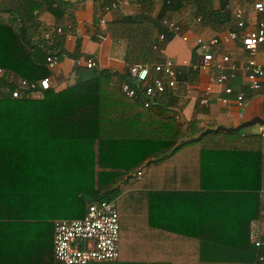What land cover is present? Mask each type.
<instances>
[{
	"label": "crops",
	"instance_id": "1",
	"mask_svg": "<svg viewBox=\"0 0 264 264\" xmlns=\"http://www.w3.org/2000/svg\"><path fill=\"white\" fill-rule=\"evenodd\" d=\"M60 1L67 3L62 49L68 56L61 55L57 67L48 70L47 78L55 93L75 83V70L86 69V57L97 62L95 70L116 75L112 79L114 85L119 75L124 77L128 67L124 60L125 43L113 41L99 21L103 18L109 23L125 16L141 15L157 17L160 23L163 19L174 20L180 26L178 34L167 32L171 34L169 40L157 51L159 62L169 59L174 63L176 88L168 89L154 103L150 108L152 113L162 118L173 117L182 124L186 139L191 142H197L196 138L207 130L236 128L253 118H264V80L260 91L248 89L241 70L247 55L239 42L221 43L215 49L214 59L228 55L236 66L229 83L235 91L244 92L241 105H237L235 95H224L215 83L214 70L191 72L183 63L200 61L198 38L223 36L235 29L236 9H242L244 18L249 19L246 29H254L256 20L262 18L251 10L254 0L250 8L246 0H117L118 8L105 15L103 7L111 0ZM220 9L226 10L225 24L194 21L196 17L202 18L205 11ZM39 21L45 28L55 26L49 12ZM256 60L263 64V55L259 54ZM208 87L211 89L208 103L200 105L199 100ZM127 99L137 108L145 109L140 102ZM223 99L228 101L224 103ZM260 129L253 125L234 133L239 138L235 147L239 156L229 148L215 147L210 159L202 161L200 145L180 148L175 157L155 168L161 174L147 181L146 188L139 184L136 189L144 193L122 195L124 201L121 198L116 208L126 210L128 217L120 212L124 221L119 225L118 258L104 264H229L226 261L232 252L229 254L227 250L236 248L244 254L255 248L250 241L252 223H258L264 240V137L258 141L250 137L258 136ZM10 173H3L0 183L11 189L10 185H15L18 179L14 170ZM155 187L165 193H151L157 190ZM35 193L27 201H20L21 198L16 199L8 192L0 193V264H58L53 254L55 221L84 218L88 205L99 196L97 190L81 189L78 196L84 206L82 217L61 218L64 214L73 216L74 211L57 208L61 197L52 185L45 184ZM43 206L49 208L44 210Z\"/></svg>",
	"mask_w": 264,
	"mask_h": 264
},
{
	"label": "trees",
	"instance_id": "2",
	"mask_svg": "<svg viewBox=\"0 0 264 264\" xmlns=\"http://www.w3.org/2000/svg\"><path fill=\"white\" fill-rule=\"evenodd\" d=\"M65 5L60 0H0V68L14 73L17 80L49 77L46 57L68 56L62 49ZM46 12L55 19L52 29L39 21ZM201 16L216 25L228 21L224 9L208 10ZM103 26L113 41L125 43L127 66L159 62L153 50L156 36L164 33L165 42L171 36L157 17L125 16ZM59 28L61 34L56 32ZM44 33L49 39H44ZM75 72L73 85L57 93L50 88L42 100L14 99L15 85L0 83V176L14 170L18 179L11 189L0 183L1 194L8 192L27 201L41 186L50 184L61 197L57 208L74 211L73 216L61 218H80L84 208L78 196L81 189L97 190V201H114L119 206L122 195L144 193L136 189L139 184L146 188L147 181L161 174L155 168L187 145L201 146L202 161L210 159L215 147L229 148L239 156L235 148L238 134L208 133L197 142L187 141L182 124L173 117L162 118L150 108H137L119 89L123 82L132 83L128 72L119 75L115 85L116 75L106 71L76 68ZM260 137L250 138L258 141ZM156 189L151 193H165ZM116 209L121 227V213L128 217V212ZM226 252H232L226 263L261 264L257 248L244 254L236 248Z\"/></svg>",
	"mask_w": 264,
	"mask_h": 264
},
{
	"label": "built area",
	"instance_id": "3",
	"mask_svg": "<svg viewBox=\"0 0 264 264\" xmlns=\"http://www.w3.org/2000/svg\"><path fill=\"white\" fill-rule=\"evenodd\" d=\"M117 0H111L103 7V14H109L118 8ZM251 10L253 14L262 16L256 20L255 27L247 30L246 25L249 19L244 18L242 9H236L233 13L235 29L225 33L223 36H214L209 39L198 38L196 43L200 51V61L197 64L183 63L188 66L191 72H216L215 83L220 86L221 91L226 96L235 95L237 105H241L244 99V92L235 91L229 83L234 78L236 66L232 63L228 55H222L219 60H215V49L221 43L239 42L243 52L247 55V60L241 67L245 73L247 87L250 91H260L264 80V63L257 62L259 54L264 58V0H254ZM197 24L202 22L201 17H196ZM104 25L105 20L99 21ZM161 26L169 33L178 34L179 24L170 19H163ZM71 30V26H68ZM61 34L62 30H56ZM44 39H49V34L44 33ZM186 41V37L183 38ZM165 42L164 33L156 36L153 50L159 51ZM59 63V57L49 55L46 57L47 69L53 71ZM76 62L74 61V65ZM86 69H97L98 64L92 58L84 60ZM130 82H123L119 85L122 95L129 99H134L141 103L143 108L149 109L154 103L163 97L166 91L176 88V71L174 63L166 59L163 62H156L151 65L136 64L127 67ZM15 85V90L11 92L14 99L42 100L44 92L51 88L49 78L37 81L17 80L16 75L8 70L0 68V83ZM211 89L204 90L203 97L199 104L206 106ZM2 97L0 95V102ZM223 99L222 102H227ZM259 135L264 137L262 128ZM138 176L141 173L138 172ZM119 221L117 209L114 201H95L88 205L87 212L82 219L59 220L54 223L53 234V254L58 264H94L111 263L118 258L119 248ZM261 228L258 223H252L250 230V241L260 253L258 262L264 264V240L262 239Z\"/></svg>",
	"mask_w": 264,
	"mask_h": 264
},
{
	"label": "water",
	"instance_id": "4",
	"mask_svg": "<svg viewBox=\"0 0 264 264\" xmlns=\"http://www.w3.org/2000/svg\"><path fill=\"white\" fill-rule=\"evenodd\" d=\"M263 116H264V111H263ZM253 125H257L259 126L260 128H262V131L264 133V118H253L250 123H243L241 124L240 126L236 127V128H229V129H226V128H222V127H218L214 130H207L205 132H203L201 135H199V137H197L196 139L199 140L202 136H204L205 134H208V133H212V134H215V133H218V132H225V133H238L240 130L244 129V128H247V127H251ZM191 140H196V139H193L192 137H190Z\"/></svg>",
	"mask_w": 264,
	"mask_h": 264
},
{
	"label": "rangeland",
	"instance_id": "5",
	"mask_svg": "<svg viewBox=\"0 0 264 264\" xmlns=\"http://www.w3.org/2000/svg\"><path fill=\"white\" fill-rule=\"evenodd\" d=\"M250 2H251V4H252L253 0H246V3H248V5H249V8L251 7V4H250Z\"/></svg>",
	"mask_w": 264,
	"mask_h": 264
}]
</instances>
